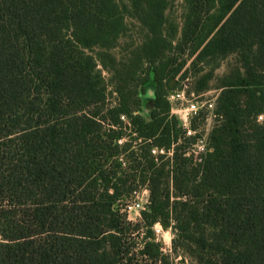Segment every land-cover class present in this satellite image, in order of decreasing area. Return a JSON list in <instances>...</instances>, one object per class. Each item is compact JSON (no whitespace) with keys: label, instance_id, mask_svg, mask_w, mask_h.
<instances>
[{"label":"trees","instance_id":"16d2710c","mask_svg":"<svg viewBox=\"0 0 264 264\" xmlns=\"http://www.w3.org/2000/svg\"><path fill=\"white\" fill-rule=\"evenodd\" d=\"M172 1L0 0V264H172L152 231L163 221L199 264H264V0H183L180 34ZM128 18L146 38L119 70L111 51ZM233 55L212 152L191 166L195 138L166 90L189 61ZM103 70L118 80L111 92ZM173 147L169 162L152 154ZM139 185L150 202L132 223L118 204Z\"/></svg>","mask_w":264,"mask_h":264},{"label":"rangeland","instance_id":"374dc122","mask_svg":"<svg viewBox=\"0 0 264 264\" xmlns=\"http://www.w3.org/2000/svg\"><path fill=\"white\" fill-rule=\"evenodd\" d=\"M184 14H185V6L183 0H173L172 2H170L168 10L166 12V16L169 21L173 22L175 26L178 27L179 29L178 34H180V31L183 26ZM128 24L130 26V30L124 35V37L121 38L119 42V46L111 51V54H113L118 61L116 67L119 70L122 69L123 64L130 63V60L133 58L132 53L143 43L144 39L146 38V32L140 29L138 23L134 19L128 18ZM236 58L237 57L233 55L228 57L227 59L220 60L219 62L211 66L202 65V64L201 65L197 64L193 66L191 64L192 61H189L186 66L188 69H190V71L188 72V76L186 77L187 80L181 79V77H179L174 82L175 88L172 90H179L184 85H187L188 95L191 96V98L195 97L199 102L202 103L209 101L210 99L214 98L216 95H220L222 91L220 88L222 79L225 78V76H227L228 74H230L234 69H236V62H235ZM145 66L143 68L146 69L148 65L146 67ZM140 71L141 69H139V72ZM210 71L212 75L206 83V88L204 90L198 91L199 82ZM102 72L106 83L109 85L108 91L109 92L113 91V89L117 87L118 80H114L113 73L107 70H103ZM144 76L145 75L138 74L137 76H135V78L131 80H129L130 79L129 78L128 79L129 83L126 86V90L128 91L132 90L133 86H135L139 81H141L144 78ZM177 80L179 81L177 82ZM172 90L170 89L166 90L167 96L171 93ZM152 97H153V91L150 90L148 92V97L143 99L142 114L144 116H148L149 113L153 110L152 108L149 107L150 104L154 103ZM172 115L177 118L179 124L182 123L180 116L174 114ZM124 123L125 126H129L130 123L128 118L124 120ZM215 125H216V117L212 116L211 111L209 109V105L207 104L201 110L200 117L192 121V127H193L192 130L196 132V135L191 137L198 138L207 133H209L211 136V132ZM126 133L129 134V131H126ZM127 138L128 137H125V139ZM194 143H195L194 141L188 143L185 146L184 150H186L187 152L190 148H192ZM171 158H172L171 156H166L164 162L166 161L169 162ZM170 164L171 163H169V166ZM188 170L189 172H193L191 167H189ZM192 179H193L192 176H187L185 178L186 188H190L192 184ZM145 186L147 185H139L135 190H140ZM134 199L135 196L132 194L131 197L128 198L127 200L123 202H119L118 204L119 208H121L122 210L128 202L134 201ZM127 218L132 223H138L141 219L139 218L138 214L135 213L131 214L130 216L127 215ZM152 231L156 242H158L161 245L164 255L168 257L169 261L172 264H199L197 260H195L193 257L184 254L181 249L175 251L173 245V239L175 238V234L172 228L169 227V223H168V227L165 228L162 225V222H159L152 228ZM143 236L144 234L135 236L133 238L134 240L131 241V243H135L136 252H138V250L141 248L143 244V239H142Z\"/></svg>","mask_w":264,"mask_h":264},{"label":"built area","instance_id":"2783aa9c","mask_svg":"<svg viewBox=\"0 0 264 264\" xmlns=\"http://www.w3.org/2000/svg\"><path fill=\"white\" fill-rule=\"evenodd\" d=\"M218 97L219 95H216L209 101L202 103L195 97L191 98V96L188 95L187 85H184L179 90L171 91V93L167 96V100L171 105V113L180 116L182 121L180 126L185 131L186 137L195 138L191 137L196 135V132L192 130V121L200 117L201 110L207 104L209 105L212 116L217 117L216 108ZM121 119L124 121L126 117L122 116ZM257 121L261 124L264 123V114L259 115ZM194 142L195 143L192 148L186 152L185 157L190 160L192 166L197 167L201 165L205 161L208 154L212 152L210 134L207 133L203 136L195 138ZM173 149L174 147L166 152L164 149L154 148L152 150V154L156 157L159 155L172 157L174 153ZM133 195L135 196L134 201L128 202L122 209V212L128 216L135 213L138 214L139 218H141L140 214L146 209V206L150 202V190L148 186H145L144 188L133 192Z\"/></svg>","mask_w":264,"mask_h":264},{"label":"water","instance_id":"95a60500","mask_svg":"<svg viewBox=\"0 0 264 264\" xmlns=\"http://www.w3.org/2000/svg\"><path fill=\"white\" fill-rule=\"evenodd\" d=\"M174 82H175V81H173V82L171 83V86H172V87H174ZM149 107L153 109V108H154V103L150 104ZM162 225H163L165 228H167V227H168V222H167V221H164V222H162Z\"/></svg>","mask_w":264,"mask_h":264}]
</instances>
